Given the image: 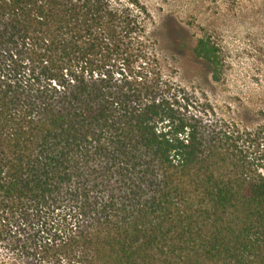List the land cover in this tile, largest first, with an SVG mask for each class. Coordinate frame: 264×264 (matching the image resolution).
I'll return each instance as SVG.
<instances>
[{"label": "trees", "instance_id": "1", "mask_svg": "<svg viewBox=\"0 0 264 264\" xmlns=\"http://www.w3.org/2000/svg\"><path fill=\"white\" fill-rule=\"evenodd\" d=\"M145 14L0 0V264H264V120L177 113Z\"/></svg>", "mask_w": 264, "mask_h": 264}, {"label": "rangeland", "instance_id": "2", "mask_svg": "<svg viewBox=\"0 0 264 264\" xmlns=\"http://www.w3.org/2000/svg\"><path fill=\"white\" fill-rule=\"evenodd\" d=\"M155 71L176 112L264 120V0H138ZM198 38L217 48L218 78L191 51ZM2 250V249H1ZM7 264H24L3 250Z\"/></svg>", "mask_w": 264, "mask_h": 264}]
</instances>
